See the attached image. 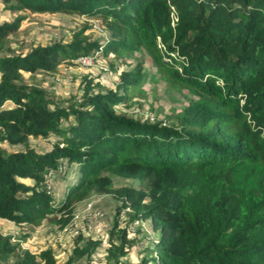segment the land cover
I'll list each match as a JSON object with an SVG mask.
<instances>
[{"label": "trees", "instance_id": "16d2710c", "mask_svg": "<svg viewBox=\"0 0 264 264\" xmlns=\"http://www.w3.org/2000/svg\"><path fill=\"white\" fill-rule=\"evenodd\" d=\"M3 1L13 11L100 16L108 37L91 40L84 26L70 40L23 52L7 39L22 16L0 22V218L32 226L55 215L49 220L62 227L77 200L108 193L128 204L130 219H151L159 236L149 256L121 261L132 240L116 214L107 264H264V178L255 193L233 180L238 164H264V0ZM99 47L101 55L146 49L199 98L176 125L119 111L146 75L142 58L118 72L115 89H98L85 74L79 98L58 99L24 80L23 71L54 72ZM39 138L50 146L38 150ZM61 161L78 165L80 176L55 201L45 173ZM110 173L135 184L114 186ZM75 240L63 264L100 244L81 234ZM0 264L59 263L50 246L34 253L0 232Z\"/></svg>", "mask_w": 264, "mask_h": 264}, {"label": "rangeland", "instance_id": "374dc122", "mask_svg": "<svg viewBox=\"0 0 264 264\" xmlns=\"http://www.w3.org/2000/svg\"><path fill=\"white\" fill-rule=\"evenodd\" d=\"M16 16H22L20 25L7 38L9 44L16 47V51L22 49L21 51L26 52L35 44H45L53 40H70L73 32L84 26H87L85 35L91 40L104 42L108 37L100 16L63 11L44 13L27 9L13 11L6 8L4 1L0 0V22L12 21ZM100 50L102 52L103 47ZM132 55L133 57H130ZM139 58H142V67L146 75L133 93L130 107L121 104L119 111L151 122L160 120L163 124L176 125V115L181 113L189 103L197 100L199 95L185 84L173 83L144 48L135 50L132 54L129 51H122L120 54L112 52L102 55L104 64L112 71L111 74L103 73V69L97 66L78 67L72 58L59 63L54 72L23 71V76L26 82L44 87L47 93L58 99L79 98L83 91L82 82L85 74L92 78L93 84L98 89H115L118 72L133 66ZM33 143L38 150L50 146L45 138H39ZM219 168L218 165L214 166L211 172L215 173ZM79 176L78 165L61 161L56 169L45 173L44 184L52 193L53 199L61 201ZM110 177L114 186L135 184L134 178H124L112 173ZM261 178H264V164L261 162L238 164L233 174L235 185L252 193L256 192L257 181ZM121 205L122 200L115 198L112 194L92 192L74 203L73 217L62 227L49 220L55 215L32 226L18 225L0 218V232L13 235L16 240L21 241L23 247H27L34 253L50 246L59 264H63L71 253L78 234L98 238L100 244L89 257L86 255L79 257L70 264H87L88 262L89 264H107L108 233L117 214L120 226H127V237L132 240L131 245L127 246V256L120 257V260L135 263L153 253V244L159 236L158 230L154 228L149 218L138 216L139 218L130 219L127 212L131 208L128 204L125 207ZM147 264L154 263L149 261Z\"/></svg>", "mask_w": 264, "mask_h": 264}, {"label": "built area", "instance_id": "2783aa9c", "mask_svg": "<svg viewBox=\"0 0 264 264\" xmlns=\"http://www.w3.org/2000/svg\"><path fill=\"white\" fill-rule=\"evenodd\" d=\"M102 47L96 48L89 53H82L74 58V61L78 67H90L97 66L99 69H103L105 73H112L107 65L104 64L101 55ZM100 50V51H99Z\"/></svg>", "mask_w": 264, "mask_h": 264}]
</instances>
